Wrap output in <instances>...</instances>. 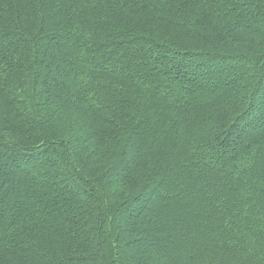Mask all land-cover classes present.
<instances>
[{
    "label": "trees",
    "instance_id": "16d2710c",
    "mask_svg": "<svg viewBox=\"0 0 264 264\" xmlns=\"http://www.w3.org/2000/svg\"><path fill=\"white\" fill-rule=\"evenodd\" d=\"M0 264H264V0H0Z\"/></svg>",
    "mask_w": 264,
    "mask_h": 264
},
{
    "label": "rangeland",
    "instance_id": "374dc122",
    "mask_svg": "<svg viewBox=\"0 0 264 264\" xmlns=\"http://www.w3.org/2000/svg\"><path fill=\"white\" fill-rule=\"evenodd\" d=\"M226 72H228L227 74H224L225 75V77L227 76V75H229V73L231 72V70H230V68H228V70L226 71ZM196 80V79H195ZM244 83L246 82V81H243ZM247 83V82H246ZM261 109V108H260Z\"/></svg>",
    "mask_w": 264,
    "mask_h": 264
}]
</instances>
